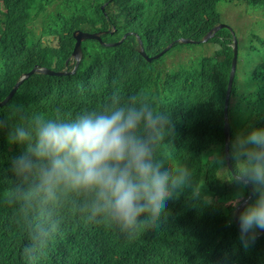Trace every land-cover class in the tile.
I'll list each match as a JSON object with an SVG mask.
<instances>
[{"label":"trees","instance_id":"1","mask_svg":"<svg viewBox=\"0 0 264 264\" xmlns=\"http://www.w3.org/2000/svg\"><path fill=\"white\" fill-rule=\"evenodd\" d=\"M218 1L0 0V100L32 68L54 72H32L0 105V121L5 125L0 128V179L11 173L12 191L20 184L10 161L24 149L7 141L10 126L18 122L17 109L29 118L72 119L100 110L114 99L126 103L130 98L148 100L166 113L163 139L156 149L163 163L183 166L189 175L196 170V180L203 173L209 176L219 160L224 167L221 148H214V141L224 143L223 105L233 40L239 59L249 63L264 59V22L256 20L240 34L228 27L219 29L201 42L204 51L208 44L218 45V51L191 59L177 72L164 71L163 55L148 60L140 51L142 47L151 57L171 42V48L180 44L178 38L200 43L220 22ZM244 1L264 16V0ZM76 30L100 37L81 42L78 62L72 56ZM251 70L258 92L248 129L259 127L264 118V62ZM210 128L217 129L215 138L205 132ZM194 188V182H185L166 202L168 209L160 219L142 217L131 230L88 219L75 194H61L52 203L22 201L14 195V210L5 212L16 218L7 234L0 235V264H264L263 237L255 241L257 263L238 259V243L232 228L224 224L233 205H218L213 210L217 223L203 228L212 211L193 206ZM26 233L38 236H31L26 244L22 240Z\"/></svg>","mask_w":264,"mask_h":264},{"label":"clouds","instance_id":"2","mask_svg":"<svg viewBox=\"0 0 264 264\" xmlns=\"http://www.w3.org/2000/svg\"><path fill=\"white\" fill-rule=\"evenodd\" d=\"M234 1L243 3L245 9L259 11L252 9L244 0ZM219 25L222 26L213 29ZM223 27L238 34L244 31L237 24L236 30L219 22L199 42H206ZM208 33L209 37L204 40ZM176 41L197 43L198 40L178 38ZM139 42L142 46L141 40ZM173 43L165 46L160 52L168 49L158 57L154 56L160 52L150 57L146 56L142 47L140 51L147 59L159 58ZM215 47L210 54H204L203 49L200 53L204 57L213 56L218 51V45L215 44ZM189 54L192 55L190 60L196 57L191 52ZM233 57L235 66L229 85ZM261 61L264 62V59L253 63L239 59L237 40L234 38L223 105L224 143L214 141V148H221L218 151L224 157L225 165L223 167V162L219 160L220 165L211 169L209 176L203 173L197 180L196 170L189 175L183 166L172 168L158 158L156 149L163 139L167 117L165 112L148 100L130 98L128 102L121 103L114 99L100 110L82 112L72 119L40 115L29 118L17 109L18 122L10 126L7 141L24 149L10 161L11 171L20 179V184L12 191L11 180L8 179L11 173L0 179V235L7 234L9 228L14 226L16 217L13 219L5 212L14 210V195L22 201L37 199L52 203L61 194H75L80 198V211L88 219L107 220L121 230H131L142 217L149 221L160 219L168 209L166 202L174 199L175 193L185 182H194L195 188L191 193L193 206L210 210L213 216L202 224L203 228L210 229L217 223L213 210L218 209V205H233L234 209L229 211L224 224L232 228L233 237L238 243V259L257 263L258 247L255 241L264 238V118L259 127L248 129L246 125L253 114L257 99L254 95L258 92V81H253V70L250 69ZM188 64L181 65L177 70L167 69L166 72H177ZM238 70L251 79L249 89L243 93L237 92L234 87L239 79ZM236 95L247 109L248 116L242 126L246 134L234 138L232 100ZM254 99L255 104L248 107L246 103ZM4 126V122L0 121V128ZM205 132L214 138L218 133L215 128ZM221 186L226 190L224 195H221ZM237 186L236 192L234 189ZM245 186L248 193L242 194ZM1 193L6 196L2 197ZM225 196L223 202L214 201V198ZM31 236L38 234L26 233L22 237L23 242L27 244Z\"/></svg>","mask_w":264,"mask_h":264},{"label":"rangeland","instance_id":"3","mask_svg":"<svg viewBox=\"0 0 264 264\" xmlns=\"http://www.w3.org/2000/svg\"><path fill=\"white\" fill-rule=\"evenodd\" d=\"M237 6H236V4ZM217 10L220 16V23H225L231 27H234L236 30V24L240 26L241 30H246L256 20H262L264 22V16L254 12L252 10L245 9L243 3H238L237 1H228V0H219L217 3ZM236 22V23H235ZM202 43H183L181 42L178 45H175L170 50L163 54V59L161 62V66L164 68V71L167 69H175L177 70L181 65L187 64L190 61L189 52L193 54V56H201V48ZM215 45L208 44L205 47L204 54H210L214 50ZM259 59H255L254 62ZM158 63V61H157ZM253 63V62H252ZM239 79L236 85V91L239 93L246 92L251 84V79L248 75L244 74L240 70H238ZM242 102L239 100V96L236 95L235 99L232 100V120H233V129H234V138L238 135H244L242 131V126L246 121V117L248 116L247 109L241 104ZM255 104V99L251 102H247L246 105L248 107H252ZM221 195L226 194V190H224V186H221Z\"/></svg>","mask_w":264,"mask_h":264},{"label":"water","instance_id":"4","mask_svg":"<svg viewBox=\"0 0 264 264\" xmlns=\"http://www.w3.org/2000/svg\"><path fill=\"white\" fill-rule=\"evenodd\" d=\"M222 25H219V26H216L215 28H213L214 30L220 28ZM210 33H208V35L204 38V40L207 39V37H209ZM73 36L75 38V44H74V47H73V50H72V56L75 57L76 61L78 62V60L80 59V45H81V42L85 39H99V34L98 33H95V32H85V31H80V30H76L74 33H73ZM167 48H165L162 52L158 53L157 55H155L154 57H158L160 54H162L164 51H166ZM144 54V52H142ZM151 58H148V60H150ZM235 57H233V61H232V68H231V72H230V78H229V85L231 84V80H232V77H233V72H234V66H235ZM34 71H41V72H44V73H54L52 70L46 68V67H43V68H37V67H34L32 68L28 73L24 74L20 80L16 83V85L14 86L13 90L10 92V94L5 98L3 99L2 101H0V105H2L3 103L6 102V100L10 97V95L16 90V88L18 87V85L22 82V80L29 76L32 72Z\"/></svg>","mask_w":264,"mask_h":264}]
</instances>
